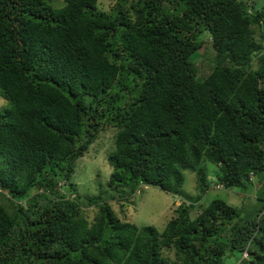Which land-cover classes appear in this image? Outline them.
<instances>
[{
    "label": "trees",
    "instance_id": "trees-1",
    "mask_svg": "<svg viewBox=\"0 0 264 264\" xmlns=\"http://www.w3.org/2000/svg\"><path fill=\"white\" fill-rule=\"evenodd\" d=\"M57 1L0 0V264H264V191L254 212L215 197L191 214L209 164L215 188L264 182V0ZM204 32L216 63L201 78ZM110 127L108 189L82 199L68 180ZM187 171L203 193H184ZM141 184L183 200L162 230L110 205Z\"/></svg>",
    "mask_w": 264,
    "mask_h": 264
},
{
    "label": "rangeland",
    "instance_id": "rangeland-1",
    "mask_svg": "<svg viewBox=\"0 0 264 264\" xmlns=\"http://www.w3.org/2000/svg\"><path fill=\"white\" fill-rule=\"evenodd\" d=\"M115 1L116 0H98V7L100 9L111 7ZM246 3L249 5V9L252 12H255L261 6V4H258L259 1L257 2L256 0H246ZM62 5L63 2L61 0L54 3V6L57 7H61ZM254 29L255 39L262 46L260 53L264 54V28L255 26ZM198 39L201 40V47L191 54L190 59L194 62L197 76L203 78L210 73L216 63V48L213 43H211L209 33H202ZM257 59L258 56L253 57L251 61L252 68L257 67ZM6 104L7 101L0 96V108ZM113 135L114 128L110 127L106 128V130H102L86 153L76 161V167L68 182H72L73 187L76 188L82 199L98 195L99 192H102L103 195L108 189L106 183L112 168L107 160V154L113 148ZM214 165L209 164L211 168L209 169L211 172L209 181L212 186L206 193L198 190L195 173L186 172V181L183 185L184 193H189L193 195V197L203 193V197L200 199L198 206H195L191 214H198L209 203V200L215 197L224 199L229 204L235 206L241 215H244L248 210H251L249 212L257 210V207L262 203L258 200L257 196L264 191V182L257 184L258 180L252 177V184L245 190L238 188H218L219 186L215 188L214 183L217 181V176L215 174L216 167ZM62 183L64 182L60 181L58 183L59 190L73 197L75 193L70 192L67 186L61 185ZM113 191L115 198L109 197V202L119 218L131 221L137 226L154 225L159 230L164 229L169 219L178 215L176 208H178L183 201L182 198L170 195L152 185L141 184L127 202L119 199L118 190ZM0 200H2V197ZM81 206L88 221H92L96 212V207L93 206V204L86 205L83 203ZM259 215H264V210L261 211ZM233 221H237L236 216L233 217ZM163 253L172 258L174 257L173 249L165 248L163 249ZM243 256L247 257V254L245 253Z\"/></svg>",
    "mask_w": 264,
    "mask_h": 264
}]
</instances>
